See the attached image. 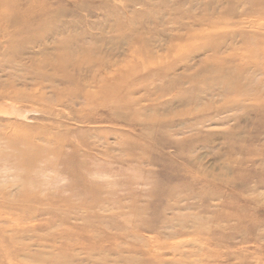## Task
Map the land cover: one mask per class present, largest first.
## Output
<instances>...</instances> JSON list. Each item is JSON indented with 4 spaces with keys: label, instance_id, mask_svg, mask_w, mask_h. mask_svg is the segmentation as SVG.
<instances>
[{
    "label": "rangeland",
    "instance_id": "374dc122",
    "mask_svg": "<svg viewBox=\"0 0 264 264\" xmlns=\"http://www.w3.org/2000/svg\"><path fill=\"white\" fill-rule=\"evenodd\" d=\"M0 264H264V0H0Z\"/></svg>",
    "mask_w": 264,
    "mask_h": 264
}]
</instances>
